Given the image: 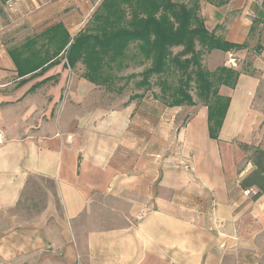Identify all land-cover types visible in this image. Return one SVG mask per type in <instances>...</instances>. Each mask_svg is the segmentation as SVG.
<instances>
[{
    "label": "crops",
    "instance_id": "1",
    "mask_svg": "<svg viewBox=\"0 0 264 264\" xmlns=\"http://www.w3.org/2000/svg\"><path fill=\"white\" fill-rule=\"evenodd\" d=\"M99 3L1 4L0 264H264V191L252 198L239 186L253 168L240 146L256 141L253 76L219 88L230 101L215 139L206 106L179 127L172 107L125 103L60 53L43 72L18 75L11 48L38 35L42 55L52 43L41 32L61 23L74 36ZM200 12L208 29L246 42L235 53L264 47L255 27L264 0H200ZM33 179L49 184L35 196ZM26 196H39L36 210L22 209Z\"/></svg>",
    "mask_w": 264,
    "mask_h": 264
},
{
    "label": "trees",
    "instance_id": "2",
    "mask_svg": "<svg viewBox=\"0 0 264 264\" xmlns=\"http://www.w3.org/2000/svg\"><path fill=\"white\" fill-rule=\"evenodd\" d=\"M218 29V25L206 27L200 0H101L74 36L61 23L41 32L52 43L42 55L36 46L38 35L8 52L19 76L43 72L56 63L54 57L60 53L68 68L80 64L83 78L113 95H121L131 83L125 103L143 99L148 92L165 107L204 105L209 136L216 139L230 101L219 88H234L241 73L229 64L232 56L227 54L247 46L228 41ZM130 47L141 56L144 67L118 75ZM213 52H220L226 61L210 70L204 57ZM240 146L253 168L239 180V186L256 198L264 191V147Z\"/></svg>",
    "mask_w": 264,
    "mask_h": 264
},
{
    "label": "rangeland",
    "instance_id": "3",
    "mask_svg": "<svg viewBox=\"0 0 264 264\" xmlns=\"http://www.w3.org/2000/svg\"><path fill=\"white\" fill-rule=\"evenodd\" d=\"M6 1L7 0H0V7L2 6L1 4L5 5ZM100 1L101 0H97L98 3ZM176 1H183V0H176ZM255 27L262 29V27L264 28V24L263 26H261L260 23H256ZM23 36L24 34L22 32H17L15 37H17L18 39H21L23 38ZM263 38H264V31L263 33H260L258 37V40H260L259 42L263 43ZM231 56H232L231 58H233L234 60V65L232 66H235L236 68H238V70L241 73H245V74H249L253 76L257 81V88L255 92L252 94L249 108H248L249 109L248 112L254 116L253 130L251 131V135H252V138L256 140L255 143H252L251 145H260L264 147L263 146L264 144V47L262 45H259L258 47H255V49L249 48L247 50H242L241 52H238V53L232 52ZM204 60H205L206 67L209 68L210 70H212L216 65H219L220 63L226 61L221 56L220 52H218V54H215V53H212L210 55L205 54ZM140 61H141V56L134 53V48L130 47L126 53V57L123 60L121 69L119 70L117 74L125 76L131 72L136 73V72L141 71L142 68L144 67V64L142 65ZM229 64H231L230 61H229ZM73 71L77 72V69H74ZM122 82L123 81H121V83ZM131 91H132V84L129 83L123 89L120 97L125 99L130 94ZM105 93L106 91H103V94ZM114 96H116V94H114ZM144 99L152 100L151 95L148 92H147V95L144 97ZM193 107L194 106L192 107L182 106V107H172L171 108L172 114H174L176 116V119L178 120L177 124L179 127L184 124V122L187 120V117L192 113ZM36 185L43 186V185H49V184L48 182L44 180L42 181V180L33 179L30 182V187L32 188L30 195L31 193H33L35 196V192L37 191ZM34 196L25 197V198H31V201H28V203L26 202V200L21 202L23 210H29V209L36 210L37 209L38 207L37 202L39 201L36 200L35 198L39 196H36V197ZM33 199H34L33 206H31Z\"/></svg>",
    "mask_w": 264,
    "mask_h": 264
},
{
    "label": "built area",
    "instance_id": "4",
    "mask_svg": "<svg viewBox=\"0 0 264 264\" xmlns=\"http://www.w3.org/2000/svg\"><path fill=\"white\" fill-rule=\"evenodd\" d=\"M229 61H230V63H231L232 65H234V60H233V58H230ZM3 141H4V134L0 131V144H1ZM183 167H184V168H187L188 165H187V164H183ZM252 192H253V190H252Z\"/></svg>",
    "mask_w": 264,
    "mask_h": 264
}]
</instances>
